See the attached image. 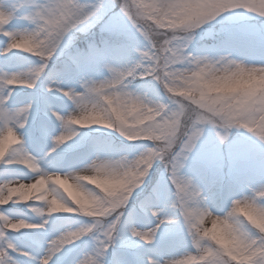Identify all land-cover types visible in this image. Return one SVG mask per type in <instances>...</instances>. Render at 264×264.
<instances>
[{"label":"snow or ice","instance_id":"6c2138e0","mask_svg":"<svg viewBox=\"0 0 264 264\" xmlns=\"http://www.w3.org/2000/svg\"><path fill=\"white\" fill-rule=\"evenodd\" d=\"M155 2L139 0L145 8ZM168 2L171 9L189 15V30H196L195 43L191 36L179 47H173L167 36L159 42L152 40L127 0H0V174L5 177L0 179V264H21V258L29 264H55L58 256L64 264H216L222 246L194 252L181 213L184 198H199L205 187L215 189L217 212L241 203L252 210V221L236 219L234 223L230 217L222 221L239 242L237 254L222 252L227 264H264V226L260 223L264 208L249 202L246 195L258 185L264 186V179L244 188L235 177L226 181L222 173L202 181L185 172L200 146L197 125L207 122L205 116H193L189 125L183 112L178 113L168 147L129 187L106 202L96 195L95 185L89 184L84 174L88 168L99 172L119 163L111 159L119 153L136 154L150 146L147 139L131 138L108 119L120 93L114 98L104 94L107 89L136 87L163 101L159 88L153 87L161 56L178 61L177 67L197 57L226 59V53L239 57L229 43L197 46L198 40L214 37L205 26L234 10L264 16V11L242 7L236 0ZM20 21L27 26H18ZM40 25L48 32L44 38H40ZM166 43L170 51L161 47ZM19 53L35 59L22 67ZM137 80L145 83L136 85ZM25 89L33 93L39 89L42 95L22 98L20 91ZM93 98L104 105L89 111L95 119L88 121L83 114H74L81 107L87 109ZM57 100L66 103L57 104ZM260 103L253 96L246 107L254 110ZM200 107L232 126L233 117L226 110ZM37 112L41 114L38 124ZM84 129H107L128 145L117 146L109 137L91 136ZM217 135L221 144L229 139L227 133ZM157 163L164 165L167 175L153 186ZM190 176L195 177V184ZM64 185L93 201L97 212L74 209ZM41 192L45 195H38ZM46 197L60 201L63 210L46 212L38 223L24 217V211L35 213ZM20 220L34 225L21 232L31 250L15 239L20 233L11 231ZM118 245L120 253L116 252ZM141 247L144 251H136Z\"/></svg>","mask_w":264,"mask_h":264},{"label":"clouds","instance_id":"9594fccd","mask_svg":"<svg viewBox=\"0 0 264 264\" xmlns=\"http://www.w3.org/2000/svg\"><path fill=\"white\" fill-rule=\"evenodd\" d=\"M245 8L260 9L264 11V0H236ZM130 11L138 16V23L144 31L159 42L167 36L173 47L183 45L189 36L195 43L196 30L191 28V20L188 14L170 8L168 0H156L155 3L145 8L140 6L139 0H127ZM256 17L264 19L258 12H248ZM39 23V21H37ZM40 38L48 35L40 25ZM161 47L168 49V44ZM169 51L171 49H168ZM36 51H39L38 49ZM226 59L219 57H197L195 60H185L182 66L177 67L178 61L161 56V64L157 71L156 86L161 90L163 101L158 100L148 91H138L136 87L109 88L104 93L114 98L119 92V102L112 109L108 119L113 125L123 127L134 139H147L150 146L136 154L119 153L111 159L119 163L109 166L106 170L95 171L88 168L84 173L88 183L95 185L93 189L96 195L105 202L107 198L129 187L135 177L147 170L149 163L154 161L163 152L176 131L177 115L183 112L185 119L191 124L193 116L203 115L207 122L197 125L201 129V138L206 132L211 131L219 141V135L227 133L230 136L233 130H244L264 145V62L253 63L231 53H226ZM255 96L261 103L254 110L246 107V101ZM200 106L213 108L216 111L226 110L232 117L231 127L220 116L212 112L202 111ZM95 98L90 100L88 108L81 107L74 111L85 120L95 119L89 115V111L103 108ZM73 112V109H70ZM191 127L187 129L191 135ZM121 137L119 134H117ZM122 138V137H121ZM193 144V151L195 144ZM3 144H0V148ZM191 156V153H188ZM101 160L108 159L101 157ZM142 161L144 163H142ZM195 184V177H189ZM68 203L74 209L86 210L89 214H95V203L86 200L78 191L69 185H64ZM199 198L185 197L181 205L182 218L186 220V232L193 242L194 252H203L212 247L217 250V245L222 246L217 250L216 264H227V257L222 255L224 250L237 254L239 242L222 221L230 217L235 223L236 219L252 221V210L245 203L230 206L223 213L213 210L200 189ZM38 195L44 196L43 192ZM248 201L257 207L264 208V186H257L255 190L247 194ZM243 200V197H241ZM64 205L60 201H53L46 197L33 216L41 219L46 212L53 209L63 210ZM264 226V217L260 218ZM23 220L18 222L13 232L21 233L25 228L33 227ZM198 246V247H197Z\"/></svg>","mask_w":264,"mask_h":264},{"label":"rangeland","instance_id":"374dc122","mask_svg":"<svg viewBox=\"0 0 264 264\" xmlns=\"http://www.w3.org/2000/svg\"><path fill=\"white\" fill-rule=\"evenodd\" d=\"M253 20L257 21H264V19H261L259 17L254 16L251 13H248L245 10H234L229 13H225L223 16L218 17L217 20L213 21L211 24L206 25L205 28L211 29V31L214 34L213 38H209L210 40H219L221 38L226 39V42L229 43V40H237L241 42L248 41L249 39L251 40V37L253 36L254 38L261 40L262 38L260 37L262 34H264V24L254 22ZM220 22V23H219ZM249 22V23H248ZM229 23V24H227ZM220 24V25H218ZM18 26H27L25 22L20 21ZM216 26H218L216 28ZM221 29V30H220ZM252 35V36H249ZM2 46V45H0ZM233 50L237 53H240L239 57L242 59H245L249 62L253 63H259V62H264V54H252L251 52L254 51V47L251 45L244 46V48L240 51H236L234 48ZM19 57L23 58L21 66L22 67H27V63L30 60H34L35 58L31 57H25V54L19 53L17 54ZM2 60V58H0ZM144 84V83H143ZM141 84V85H143ZM154 88H158V86L153 85ZM161 92V90L159 89ZM152 95V93L150 92ZM20 95L22 98L27 99L28 97H31L33 95L39 96L42 95V92L38 89L35 93H33L30 90H21ZM57 104H65L66 102L64 101H56ZM68 110H70V105L68 106ZM37 115V120L36 123H39L40 120V113H36ZM107 130V129H103ZM83 132L87 133L86 129L83 130ZM119 137V136H118ZM121 138V137H119ZM123 140V138H121ZM125 141V140H123ZM238 137L234 134H230L228 141L225 143L221 144L219 141L216 139L215 135L211 132L208 131L207 135H204L200 144H205V146L212 147L210 149L209 154L205 156L199 157H193L196 158V161L199 162L200 159L202 160V164L208 165L209 166V174L213 177L214 174L216 173H222L225 179L235 177L239 183L242 180H245L246 177L250 178L249 185L254 184L261 179H264V171L261 170V168L255 167L257 164L253 161L254 157L258 154V152L250 146L242 145V143H236L238 142ZM127 142V141H125ZM128 145V144H127ZM203 146H199L194 154H199L203 150ZM223 149L225 150L224 152V158L230 160L231 162V169L229 168L228 165L223 163L218 157L223 156ZM258 150V149H257ZM260 151V150H258ZM193 157L189 159L186 165L185 172L190 175L189 170H192L193 174L195 177L198 179H201L202 181H208L209 177L204 176L202 172H205L204 169L202 168L201 164L196 165L193 162ZM260 161H263V159L259 156L258 157ZM161 165V166H160ZM240 166H243V168H240ZM247 166L250 167H255L256 169V175H249V170L246 169ZM160 167V168H159ZM154 177L152 178L153 181V186L155 185L156 181L160 180L161 176L164 175L166 176L167 173L165 172L164 165L162 163H157L154 166ZM5 178L3 175L0 174V179ZM151 189H149L150 191ZM20 206V205H19ZM23 215L25 218L30 220L31 222L38 223L39 219L36 218L32 220L28 216L25 215L23 212ZM51 223V221H50ZM148 227H151L152 225L149 224L147 225ZM167 227V226H165ZM18 242V240H17ZM132 243H135L134 241ZM160 241H157V246H159ZM21 246V245H20ZM22 247H25V250H31L26 247V244ZM137 251H144L143 248L136 249ZM121 249L119 245L117 246L116 252L120 253ZM73 253H69V255H72ZM112 254L111 252L109 253V259L111 260ZM55 259V264H64L63 259L58 256ZM24 260V261H23ZM21 264H29V262L21 258Z\"/></svg>","mask_w":264,"mask_h":264}]
</instances>
